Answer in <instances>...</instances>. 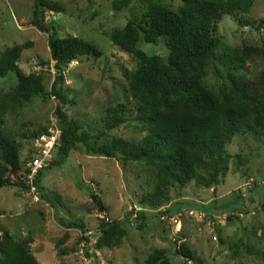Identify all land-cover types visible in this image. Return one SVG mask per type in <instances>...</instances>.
Wrapping results in <instances>:
<instances>
[{
    "label": "rangeland",
    "instance_id": "obj_1",
    "mask_svg": "<svg viewBox=\"0 0 264 264\" xmlns=\"http://www.w3.org/2000/svg\"><path fill=\"white\" fill-rule=\"evenodd\" d=\"M53 1L60 9H43L41 20L53 21L56 35L82 37L100 53L77 55L62 65L56 86L66 99L63 103L52 94L43 97L39 93L21 102H7L4 124L17 147L12 177L20 180L37 135L59 127L53 112L56 103L75 121L77 130H89L95 144L107 143L111 137L135 141L144 133L135 117L139 99L129 87L137 61L104 32L131 17L142 21L146 0H130L119 10L111 8L110 0ZM157 1L171 7L184 3ZM31 8L32 0H0V55L7 47L26 41L15 65L26 74L39 75L42 89L47 91L56 75L47 46L50 30L29 22ZM215 25L219 36L216 54L229 47L242 51L237 75L248 78L264 70V59L254 52L264 43V0H252L245 12L221 15ZM136 45L166 59L168 49L161 36L153 42L139 37ZM226 73L213 60L199 77L216 90L219 83L228 86ZM16 81L13 69L0 76V99H7ZM261 82L264 84V77ZM119 114L123 120L107 127L108 119ZM223 151L227 167L217 183L203 186L192 180L183 184L170 181L165 195L156 201L151 197L154 169L145 160L122 162L86 151L79 141L65 153L55 147L35 187L37 199L16 185L0 186V231L14 239H29V250L42 264H83L78 246L86 231H90L88 254L95 264H149L147 257L156 248L163 250L168 264H264V212L260 206H264V132H235ZM3 165L0 152V175L5 173ZM94 194L102 202L101 210L91 200ZM188 208L203 216L177 214ZM139 209L142 216L135 215ZM100 217L125 219L121 223L125 234L118 244H96ZM171 217L181 222L178 229ZM78 218L84 230L69 224ZM185 247L195 259L181 253ZM159 262L160 258L154 264Z\"/></svg>",
    "mask_w": 264,
    "mask_h": 264
},
{
    "label": "trees",
    "instance_id": "obj_2",
    "mask_svg": "<svg viewBox=\"0 0 264 264\" xmlns=\"http://www.w3.org/2000/svg\"><path fill=\"white\" fill-rule=\"evenodd\" d=\"M251 1L184 0L182 5L171 7L157 0H146L142 21L131 17L122 26L105 31L113 44L137 61L130 75L129 87L139 99L135 117L141 122L144 133L135 141L111 137L107 143L95 144L89 137V130L83 127L77 130L75 121L67 117L60 103H56L53 112L59 126L57 150L65 153L79 141L86 151L112 156L122 162L145 160L154 169L153 200L165 195L170 181L183 184L192 180L203 186L217 183L218 176L223 175L227 167L223 145L231 135L250 130L264 132V84L261 82L264 70L253 77L241 78L235 71L242 61V51L237 47H229L221 54L214 51L219 41L215 32L216 19L223 14H233L235 10L247 11ZM129 2L110 0V5L113 10H119ZM46 8L59 10L60 5L53 0H32L29 22L38 29L50 30L47 46L56 75L49 89H42L39 75L26 74L15 65L26 41L7 47L0 55V76L13 69L17 77L7 99H0V152L5 161L0 186L26 188L24 179L12 177L17 167V147L4 124L7 102H21L39 93L43 97L52 94L63 103L66 99L56 86L61 78L62 65L77 55L97 56L100 53L93 43L82 37L56 35L53 21L41 20V11ZM159 36L168 49L165 60L136 45L139 37L153 42ZM254 52L264 59V43L255 47ZM213 60L219 61L227 70L228 86L219 83L216 90L199 77ZM122 120L120 114L108 119L107 127H113ZM41 171L33 180L36 187ZM260 206L264 212V206ZM137 214L142 216V210L136 211ZM124 221L100 217L98 225L101 231L96 244H118L125 234V227L121 224ZM69 224L84 230L79 218ZM81 237L86 245L84 252L88 253L87 236L81 234ZM29 241L14 239L7 231L1 230L0 264H42L29 250ZM180 251L195 259L187 247ZM159 258L160 264H168L160 248L149 254L147 261L154 264Z\"/></svg>",
    "mask_w": 264,
    "mask_h": 264
},
{
    "label": "built area",
    "instance_id": "obj_3",
    "mask_svg": "<svg viewBox=\"0 0 264 264\" xmlns=\"http://www.w3.org/2000/svg\"><path fill=\"white\" fill-rule=\"evenodd\" d=\"M59 137V127H54L45 133H40L35 138L34 144V152L27 158L25 161V173H24V182L26 184V192L31 195L33 199H37L34 178L37 172L49 165L52 158V150L56 147L58 143ZM186 213L188 215L195 214L196 217L201 218L203 215L192 208L184 209L182 211H178L177 214ZM172 222L174 223L175 228H179L181 222L177 217H171ZM209 221H207L208 223ZM212 222V221H211ZM90 231H86L85 235L89 237ZM84 240L82 239L78 246V253L80 261L83 264H95L93 257L84 252Z\"/></svg>",
    "mask_w": 264,
    "mask_h": 264
},
{
    "label": "water",
    "instance_id": "obj_4",
    "mask_svg": "<svg viewBox=\"0 0 264 264\" xmlns=\"http://www.w3.org/2000/svg\"><path fill=\"white\" fill-rule=\"evenodd\" d=\"M91 200L93 201V203L95 204V206L98 210H101L103 208L102 202L96 194L91 195Z\"/></svg>",
    "mask_w": 264,
    "mask_h": 264
}]
</instances>
